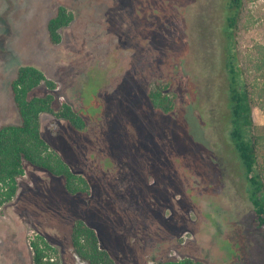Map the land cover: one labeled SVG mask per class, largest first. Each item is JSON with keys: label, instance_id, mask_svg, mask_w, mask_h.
<instances>
[{"label": "rangeland", "instance_id": "374dc122", "mask_svg": "<svg viewBox=\"0 0 264 264\" xmlns=\"http://www.w3.org/2000/svg\"><path fill=\"white\" fill-rule=\"evenodd\" d=\"M236 32L247 80L264 46V0H243ZM59 6L75 20L52 45ZM222 0H0V127L20 122L11 82L33 66L57 84L53 107L69 103L87 126L50 115L40 132L91 196L69 195L60 178L24 162L14 199L0 209V264H32L41 235L61 264H77L76 219L94 228L114 264L190 257L205 264H264V233L228 137ZM228 35V34H227ZM170 84L174 108L154 113L147 90ZM47 92L44 85L33 95ZM252 121L264 114L252 108ZM186 237V240L183 237Z\"/></svg>", "mask_w": 264, "mask_h": 264}, {"label": "trees", "instance_id": "16d2710c", "mask_svg": "<svg viewBox=\"0 0 264 264\" xmlns=\"http://www.w3.org/2000/svg\"><path fill=\"white\" fill-rule=\"evenodd\" d=\"M224 2V24L221 31L226 43L227 89H228V137L243 170L248 198L256 216L257 226L264 233V126L252 121V108L264 114V46L255 45L254 59L250 60V71L254 74L249 81L239 66L236 50V32L243 10V0ZM75 20L72 10L59 6L47 23L48 38L52 45L61 42V30ZM228 34V35H227ZM44 85L47 92L33 95V91ZM57 84L46 78L42 71L33 66H20L11 82V96L20 122L17 125L0 127V209L11 202L17 192V180L24 176V162L45 171L63 181L65 191L71 195L91 196L92 188L81 174L71 170L59 153L53 150L40 132V117L50 115L66 122L75 130H84L87 122L67 102L53 107ZM147 99L154 113L167 115L174 108V97L170 84L157 83L147 90ZM70 243L74 254L87 264H114L109 252L100 247L94 228L85 221L76 219L71 227ZM28 246L32 264H61L58 251L41 235L29 237ZM155 264H205L203 260L184 257L166 259Z\"/></svg>", "mask_w": 264, "mask_h": 264}, {"label": "water", "instance_id": "95a60500", "mask_svg": "<svg viewBox=\"0 0 264 264\" xmlns=\"http://www.w3.org/2000/svg\"><path fill=\"white\" fill-rule=\"evenodd\" d=\"M74 257H75V259L77 261V264H87L86 262L81 261L80 258L76 254H74Z\"/></svg>", "mask_w": 264, "mask_h": 264}, {"label": "built area", "instance_id": "2783aa9c", "mask_svg": "<svg viewBox=\"0 0 264 264\" xmlns=\"http://www.w3.org/2000/svg\"><path fill=\"white\" fill-rule=\"evenodd\" d=\"M183 239L186 240V237L184 236Z\"/></svg>", "mask_w": 264, "mask_h": 264}]
</instances>
